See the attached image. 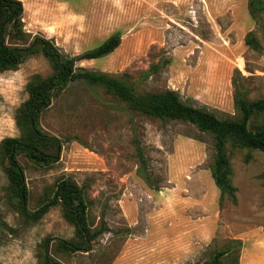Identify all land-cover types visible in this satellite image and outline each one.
Wrapping results in <instances>:
<instances>
[{
    "label": "rangeland",
    "instance_id": "obj_1",
    "mask_svg": "<svg viewBox=\"0 0 264 264\" xmlns=\"http://www.w3.org/2000/svg\"><path fill=\"white\" fill-rule=\"evenodd\" d=\"M20 1L27 38H50L68 55L95 48L119 32L114 51L76 65L126 74L136 92L172 89L182 100L230 118L238 116L233 78L248 89V99L264 98V50L244 44V36L253 30L264 46V11L258 15L261 30L249 12V0ZM165 59L169 64L143 78L152 63ZM50 72L41 54L0 72V140L19 135L14 113L27 98L30 77ZM262 121L264 114L251 125ZM39 123L62 141V149L59 161L47 167L19 157L30 210L59 177L70 176L86 185L89 220L93 228L102 225V232L88 251L60 250L58 239H75L61 206H52L36 222L24 219L9 197L0 166V264H42L46 237L52 238L51 258L61 264H201L231 240L241 244L238 264H264L260 151L227 141L234 203L219 200L210 171L212 136L193 124L139 115L103 88L83 81L68 84L53 97ZM133 129L148 160L153 189L136 174ZM222 263L232 264L227 258Z\"/></svg>",
    "mask_w": 264,
    "mask_h": 264
},
{
    "label": "trees",
    "instance_id": "obj_2",
    "mask_svg": "<svg viewBox=\"0 0 264 264\" xmlns=\"http://www.w3.org/2000/svg\"><path fill=\"white\" fill-rule=\"evenodd\" d=\"M249 12L256 16L255 23L263 30L258 15L264 11L262 0H249ZM23 5L20 0H0V72L15 70L30 55L41 54L49 63L51 72L45 76L33 74L26 84L27 98L20 103L14 113V122L19 131L16 137L0 140V166L6 179L10 199L24 219L36 222L55 205H60L63 218L73 225L75 239H58L57 246L65 252L88 251L92 241L102 232L93 228L89 220V204L86 199V185H79L70 176L59 177L39 198L34 210L29 208V189L26 183L24 166L19 157L26 158L38 167H47L59 161L62 141L55 135L45 133L39 118L53 97H56L68 84L83 81L91 86H99L126 107L139 115L159 119L176 120L195 125L200 131L209 133L213 139L214 157L211 177L219 191V200L228 198L236 202V188L231 181V166L226 152L230 140L234 146L247 150H258L264 155V121L251 125L252 119L264 114V98L248 99V89L233 78V103L238 111L235 118L218 117L205 106L194 105L182 100L180 94L172 89L157 92H136L134 84L128 82L126 74L119 76L77 66L83 60H93L114 51L120 44V33L116 32L104 39L97 47L77 55L62 52L50 38L36 35L27 38L22 23ZM244 44L257 52L264 46L250 30L244 36ZM169 64V60L152 63L142 72L143 78L155 74ZM239 73V72H238ZM132 144L139 163L136 174L153 189L154 183L149 172L148 160L133 129ZM249 155L246 156V160ZM46 237L42 244V264H61L49 254ZM239 240H231L224 248L215 251L210 259L201 264H224L223 258L238 264Z\"/></svg>",
    "mask_w": 264,
    "mask_h": 264
},
{
    "label": "crops",
    "instance_id": "obj_3",
    "mask_svg": "<svg viewBox=\"0 0 264 264\" xmlns=\"http://www.w3.org/2000/svg\"><path fill=\"white\" fill-rule=\"evenodd\" d=\"M213 187H214V186H213ZM215 187H216V185H215ZM215 187H214V189H215V191H216L217 187H216V188H215ZM216 194H217V191H216ZM218 195H219V192H218Z\"/></svg>",
    "mask_w": 264,
    "mask_h": 264
}]
</instances>
